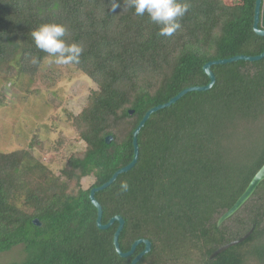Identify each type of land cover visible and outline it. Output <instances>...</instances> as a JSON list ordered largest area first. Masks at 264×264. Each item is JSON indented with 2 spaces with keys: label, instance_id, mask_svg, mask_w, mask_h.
<instances>
[{
  "label": "trees",
  "instance_id": "16d2710c",
  "mask_svg": "<svg viewBox=\"0 0 264 264\" xmlns=\"http://www.w3.org/2000/svg\"><path fill=\"white\" fill-rule=\"evenodd\" d=\"M178 2L189 4L181 28L162 37L126 0H0L1 75L32 81L52 57L31 33L56 23L66 43L83 48L80 62L67 66L96 85L78 114H67L82 147L58 138L51 148L70 150L58 174L33 154L37 142L0 151V253L18 245L24 253L10 264H129L143 250L139 243L130 256L116 253L117 222L96 226L91 188L132 160V133L148 109L209 83L205 63L264 49V36L252 28L255 0ZM210 70V88L149 115L137 134L135 164L93 193L103 224L115 215L124 221L122 252L137 239L150 242L136 264H264V180L217 224L264 163V57ZM88 176L93 181L84 188Z\"/></svg>",
  "mask_w": 264,
  "mask_h": 264
},
{
  "label": "rangeland",
  "instance_id": "374dc122",
  "mask_svg": "<svg viewBox=\"0 0 264 264\" xmlns=\"http://www.w3.org/2000/svg\"><path fill=\"white\" fill-rule=\"evenodd\" d=\"M262 3L259 24L264 28V0ZM49 60L42 64L30 82L27 77L17 79L14 72L0 74V151L25 149L37 142L41 149L34 146L33 154L58 174L60 164L70 150L65 145L59 151L51 148L57 144L58 138H66L65 142L82 147V143L76 141L67 114H78L96 85L73 67L50 64ZM92 181V176L85 177L81 185L86 188ZM23 256L22 247L15 246L0 253V264L19 261Z\"/></svg>",
  "mask_w": 264,
  "mask_h": 264
},
{
  "label": "water",
  "instance_id": "95a60500",
  "mask_svg": "<svg viewBox=\"0 0 264 264\" xmlns=\"http://www.w3.org/2000/svg\"><path fill=\"white\" fill-rule=\"evenodd\" d=\"M261 3L262 0H255L254 3V14H253V23H252V28L253 31L260 36H264V28L259 27V21H260V13H261ZM264 57V49L261 53H259L258 55H254V56H250V55H235L226 59H218V60H213V61H209L207 63H205L203 65V71L207 74V76L209 77V83L205 86H194V87H188L185 88L183 90H181L178 94H176L175 96H173L172 98H170L166 103L163 104H159L156 105L154 107H151L150 109H148L146 111V113L143 115L142 119L139 121L138 125L135 127L133 133H132V145H133V157L132 160L126 164L125 166L121 167L120 169L116 170L111 177L108 179V181H106L105 183H103L102 185L98 186V187H94L91 188L90 192H89V198L91 203L95 206L96 208V219H95V223L96 226L99 229H107L109 228L115 221L117 222V227L113 233V245L115 248L116 253L120 256V257H127L130 256L131 254H133L135 247L139 244V243H143L144 244V248L142 251H140L138 254H136L130 261L129 264H136L137 261H139V259L146 254L149 249H150V242L147 239H137L135 240L129 250L122 252L119 248V244H118V236L120 234V231L122 230L123 227V219L121 218V216L119 215H115L113 217H111L107 223L103 224L101 222V215H102V209L100 204L97 202V200L94 198L93 193L99 189H103L106 186H108L114 179L115 177L122 172H125L127 170H129L137 161V157H138V146H137V134L140 130V128L142 127V125L144 124V122L146 121V119L149 117V115L166 106L171 105L172 103H174L178 98H180L183 94H185L188 91L191 90H206L208 88H210L212 86V84L215 81V77L213 75V73L210 70V66L213 64H223V63H229V62H233V61H237V60H247V61H256L259 60L261 58ZM111 136L108 135L105 137L106 142H109L111 140ZM264 180V163L261 165V167L257 170V172L252 176V178L250 179L249 183L247 184V186L245 187V189L243 190V192L239 195V197L234 201V203L227 209L225 210L221 215H219L218 219H217V224L219 225L220 223H222L224 220H226L227 218H229L230 216H232L247 200L248 198L251 196V194L253 193V191L255 190V188L257 187V185ZM33 223L35 224H39V222L37 221V219L33 220ZM248 232L243 235L241 238L231 241L225 245L220 246L219 248H217L215 251H213L210 254V258L214 257L217 253L223 251L225 248L243 240L244 238H246L248 236Z\"/></svg>",
  "mask_w": 264,
  "mask_h": 264
},
{
  "label": "clouds",
  "instance_id": "9594fccd",
  "mask_svg": "<svg viewBox=\"0 0 264 264\" xmlns=\"http://www.w3.org/2000/svg\"><path fill=\"white\" fill-rule=\"evenodd\" d=\"M126 6L135 9L137 16L148 14L150 20L160 26L158 35L171 36L181 28L178 22L189 10L188 3H180L178 0H126ZM65 28L56 23H45L32 31V37L38 49L49 54L52 59L48 62L56 65L78 64L83 52L82 46L77 43L68 44L63 37ZM33 64H37L36 57L32 58ZM121 191H127V181H121Z\"/></svg>",
  "mask_w": 264,
  "mask_h": 264
}]
</instances>
